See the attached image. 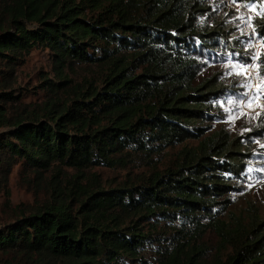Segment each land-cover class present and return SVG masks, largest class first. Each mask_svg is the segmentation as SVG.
Masks as SVG:
<instances>
[{
  "label": "trees",
  "instance_id": "1",
  "mask_svg": "<svg viewBox=\"0 0 264 264\" xmlns=\"http://www.w3.org/2000/svg\"><path fill=\"white\" fill-rule=\"evenodd\" d=\"M205 6L0 0V264H264V217L251 210L224 219L248 150L239 137L202 126L225 88L212 79L195 85L197 58L230 52L241 61L247 52L202 22ZM256 30L263 38L264 20ZM34 50L46 51L55 70L56 81L40 83L48 93L40 104L25 102L18 84ZM74 64L100 68L98 80H68ZM191 139L196 146L139 178L105 185L85 173L148 165ZM14 168L31 202L12 205ZM185 219L187 240L146 261L159 239L144 225ZM210 229L218 245L207 262L195 243Z\"/></svg>",
  "mask_w": 264,
  "mask_h": 264
},
{
  "label": "rangeland",
  "instance_id": "2",
  "mask_svg": "<svg viewBox=\"0 0 264 264\" xmlns=\"http://www.w3.org/2000/svg\"><path fill=\"white\" fill-rule=\"evenodd\" d=\"M205 2L206 13L202 22H208L212 27L221 26L229 32L234 43L241 45L247 52L241 60L234 53H218V56L197 58L201 73L195 80V85L205 80L219 81L224 87L223 95L211 112L214 115L207 119L202 126L208 132L223 129L231 138L239 137L248 151L244 158L243 173L237 177L232 186L234 190L227 197L231 205L224 215L228 219L230 214L244 219L251 210L258 211L264 217V37L256 30L258 20H264V0L259 3L247 4L241 0H202ZM99 70L95 66L74 64L66 71L68 80L82 83L89 80H98ZM18 84L22 90L24 101L31 104H40L48 97L40 87L45 80H55V70L46 51L34 50L26 57L24 65L18 69ZM197 140H187L173 148H168L159 157L144 164L143 161H134L125 169L111 170L94 168L85 172L95 173L98 180L105 185H114L129 179L139 178L154 170H163L183 147H194ZM72 174V171H68ZM17 168L10 176L8 189L12 205L31 202L32 195L17 185ZM4 199L0 196V202ZM185 219L182 223L169 221L161 224L150 223L144 225L146 231L153 230L159 241L143 258L156 263L160 246L168 243H182L187 240ZM208 223L206 219L201 220ZM165 237V238H163ZM205 260L210 262L217 253L218 238L213 231L207 230L202 239L197 241Z\"/></svg>",
  "mask_w": 264,
  "mask_h": 264
}]
</instances>
